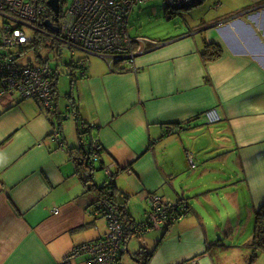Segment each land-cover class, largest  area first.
Masks as SVG:
<instances>
[{
    "label": "crops",
    "instance_id": "crops-1",
    "mask_svg": "<svg viewBox=\"0 0 264 264\" xmlns=\"http://www.w3.org/2000/svg\"><path fill=\"white\" fill-rule=\"evenodd\" d=\"M238 1L198 29L150 38L157 44L129 64L72 53L83 55L67 64L64 94L58 76L54 112L32 98L0 105V264H64L76 247L103 238L107 218L80 175L101 185L103 167L126 200L130 226L147 218L152 193L189 207L169 226L132 235L117 264H141L145 252L152 253L147 264H264V252L250 245L216 241L225 225L216 222L215 200L247 204V226L264 204V0ZM208 42L218 43V56H204ZM210 107L220 122L206 121ZM79 123L102 146L93 164L72 150ZM71 264H87V256Z\"/></svg>",
    "mask_w": 264,
    "mask_h": 264
},
{
    "label": "built area",
    "instance_id": "built-area-1",
    "mask_svg": "<svg viewBox=\"0 0 264 264\" xmlns=\"http://www.w3.org/2000/svg\"><path fill=\"white\" fill-rule=\"evenodd\" d=\"M60 0V18L52 19L54 10L49 0H0V14L5 22L0 42V105L9 99L33 98L42 107L54 109L55 93L52 68L48 64L34 65L21 62L22 55L29 51L36 39V30L49 32L53 41L66 46L72 53L82 50L101 55L113 63L116 60L132 62L137 54L146 49L148 43L157 41L147 37H133L129 33V16L136 4L147 0H74L69 8ZM170 9L191 8L202 0H165ZM52 20L57 31L47 29L38 22ZM44 23V22H42ZM18 49L15 51V49ZM206 121L218 123L222 116L216 107L205 111ZM174 130L171 128L170 133ZM60 139L59 133L56 134ZM102 146L93 138V158H101ZM110 181L111 169L105 168ZM150 210L147 218L134 226V234L140 235L159 226H169L188 212V205L182 200L174 202L158 194L148 196ZM97 213L107 218L108 232L96 241L83 243L67 255L64 264H71L79 255L87 256V264H117L125 251V230L120 213L106 197L95 202ZM58 211L57 209L55 210ZM196 264V262L194 263Z\"/></svg>",
    "mask_w": 264,
    "mask_h": 264
},
{
    "label": "rangeland",
    "instance_id": "rangeland-1",
    "mask_svg": "<svg viewBox=\"0 0 264 264\" xmlns=\"http://www.w3.org/2000/svg\"><path fill=\"white\" fill-rule=\"evenodd\" d=\"M73 2L74 0H64L63 7L65 9L69 8ZM216 2H222L221 8H213ZM240 4L241 2L238 0H203L202 3L197 6L188 9L178 8V10L172 11L167 7L165 0H147L144 3L133 6L129 16L128 29L129 33L133 37L143 36L156 39L158 41L165 40L169 37L176 36L181 32L183 33L184 30L188 31L192 28L198 29L195 26L202 23L204 18L209 20V16H218L222 14L225 15L230 13V7L235 8ZM4 22V16L0 14V42L2 38V27L4 26ZM216 24H218V22H214L212 25L214 26ZM197 34L200 35L199 30L197 31ZM46 37L47 43H43L44 45H42L37 51L30 48L29 51H26V53L22 55L21 62L28 64L31 61L34 65H38L40 64L39 55L44 60H48L51 67L58 70V85L62 94H64L70 90L71 85V75L69 74L67 64L71 63L73 60L77 61L83 55V53L78 51L73 55L68 47H61L58 41H53L50 36ZM17 50L18 49L16 48L15 51ZM90 57L96 62L102 58L93 55ZM76 71L79 74V70L76 69ZM97 175L102 180L106 178L105 170L98 171ZM215 206H217V214L220 216V220H217L216 222L225 225L223 230H221V228L218 229L220 232L216 237V241L219 244L222 242L226 244L227 242L231 245L237 246L241 250L246 249L249 247V245L251 246V241L254 235L256 215H254V219L247 226V211H249L247 204L240 203L239 205H235L224 201L215 200ZM146 210H150L149 204L146 207ZM241 222L245 225V230L238 227L239 223ZM136 239L137 236H133L131 244ZM131 262L135 264L134 261Z\"/></svg>",
    "mask_w": 264,
    "mask_h": 264
},
{
    "label": "trees",
    "instance_id": "trees-1",
    "mask_svg": "<svg viewBox=\"0 0 264 264\" xmlns=\"http://www.w3.org/2000/svg\"><path fill=\"white\" fill-rule=\"evenodd\" d=\"M63 4H64V1H63ZM170 10L173 11V9H170ZM176 10H178V9H176ZM46 40H47L46 35L37 34L35 42L33 43L31 48L36 50V51L39 50V48L42 45H44L43 43H45V44L47 43ZM216 45H218V43H216V42H208L207 46H206V49L204 50V53H203L204 56L207 57V58H213V57L218 56L221 53V49H217L216 50ZM211 47L215 49L212 52L210 51ZM39 57H40V64H48V65H50L48 60H44L40 55H39ZM119 63L120 62L118 61L116 64H119ZM123 68H121V69H123ZM69 74H70V72H69ZM71 74H73V73H71ZM58 76H59L58 70L52 68V77H54V83H53L54 90H55V88L57 86L56 83H57ZM54 93L56 94V90L54 91ZM54 111L55 110H53V112ZM55 128L58 129V131H59L58 133H59L60 139L58 141L60 142L59 145L62 146L63 143L61 142V135H60V132H62V130L60 129V127H55ZM77 129H78L79 137L82 140H84L86 134H90V141L89 142L85 141V143L87 144V147L89 149L88 153L86 155H87V158H89L88 161H91V163L93 164V161H94V158H93V138H94V134H93L91 128L89 130H86V127L83 124L81 126L80 123H79ZM85 160H87V159H85ZM86 165L91 166V167L93 166V165H90V163H86ZM103 169H105V168L103 167ZM80 175H81V179H82V181H83V183H84V185L86 186L87 189L96 190L97 191V197L95 198V201H93V205H95V202H96L97 198L103 196V197H106L110 201V203H112L114 205L116 210L120 213V218L122 220V224L124 226L125 235H126L125 242H127V240L132 235H134V226H136L137 223L132 224V226L129 225V223L131 224V222H132L131 214H130L129 209H128L126 203H125L126 200L121 201L116 196L115 181L114 180L110 181L109 178H108V180H106L103 184L100 185V184H98L95 181V179L93 178L92 174L91 175H87V174L82 172ZM96 210H98V209L95 207V211ZM188 210H189V208H188ZM101 212L103 213V211H101ZM102 215L104 216V214H102ZM251 246L254 249V251L256 252V254L259 253V252H264V204L261 207H259V209H257V211H256L254 235H253V238H252V241H251ZM151 254H152L151 252H145L144 255H143L144 257H143V261L141 262V264H147V261L149 260Z\"/></svg>",
    "mask_w": 264,
    "mask_h": 264
},
{
    "label": "water",
    "instance_id": "water-1",
    "mask_svg": "<svg viewBox=\"0 0 264 264\" xmlns=\"http://www.w3.org/2000/svg\"><path fill=\"white\" fill-rule=\"evenodd\" d=\"M49 5L55 11L56 20H58V15H59L60 9H61L60 0H49ZM46 26L51 28V29H53V30H57L58 29V27L55 26L54 24H52V22H50V21L46 22ZM72 150L74 152H78V153H82V154L86 155L88 153L89 149H88L87 144L85 143V141L80 139L79 143L76 146H74ZM88 160H89V158L86 160V162H89Z\"/></svg>",
    "mask_w": 264,
    "mask_h": 264
},
{
    "label": "bare ground",
    "instance_id": "bare-ground-1",
    "mask_svg": "<svg viewBox=\"0 0 264 264\" xmlns=\"http://www.w3.org/2000/svg\"><path fill=\"white\" fill-rule=\"evenodd\" d=\"M59 18H60V13H59V15H58V20H59ZM52 19H53L55 22L58 21V20H56V13H55V11H54V13H53ZM47 21L52 22V20H44V21H42V22H44V23H42V22H38L37 24L40 25V26H43V24H44L45 27H46L47 29H51V28H49V27L46 26V22H47ZM52 24H53V22H52ZM55 26H56V25H55ZM52 30H53V29H52ZM57 30H58V29H57ZM57 30H54V31H57ZM37 34L50 36V35H49V32H47V30H46V32H43V31H41V30H36V36H37ZM50 37H51V36H50Z\"/></svg>",
    "mask_w": 264,
    "mask_h": 264
}]
</instances>
